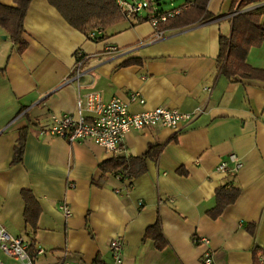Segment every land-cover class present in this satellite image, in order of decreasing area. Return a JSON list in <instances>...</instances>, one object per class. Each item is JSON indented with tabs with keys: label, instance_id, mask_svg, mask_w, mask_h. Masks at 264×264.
<instances>
[{
	"label": "crops",
	"instance_id": "crops-1",
	"mask_svg": "<svg viewBox=\"0 0 264 264\" xmlns=\"http://www.w3.org/2000/svg\"><path fill=\"white\" fill-rule=\"evenodd\" d=\"M238 1L209 0L207 9L216 18L159 35L148 20H139L144 13L124 18L96 32L106 35L94 40L47 0H31L22 22V52L0 26V224L42 248L37 262L203 264L208 250L211 264H260L252 247L264 246V79L226 78L216 60L218 36L229 35L232 15L264 12V0L236 9ZM76 51L82 60L78 78ZM130 58L135 62L122 64ZM245 62L264 70V41L248 49ZM131 91L144 99L142 105L128 104L132 112L162 106L192 118L175 129H132L117 153L46 132L51 114H76L78 98L86 113L89 92L125 100ZM21 129V160L11 163ZM149 146L145 169L129 187L114 174H101V161L141 155ZM231 152L241 159L239 169L229 176L216 172ZM229 184L239 188L237 198L211 217L214 190ZM22 189L39 206L33 228L24 220ZM62 202L69 216L59 209ZM154 223L165 239L160 248L144 236ZM199 236L208 242L196 241ZM113 237L122 242L120 263L109 249Z\"/></svg>",
	"mask_w": 264,
	"mask_h": 264
},
{
	"label": "trees",
	"instance_id": "trees-1",
	"mask_svg": "<svg viewBox=\"0 0 264 264\" xmlns=\"http://www.w3.org/2000/svg\"><path fill=\"white\" fill-rule=\"evenodd\" d=\"M14 5L0 3V26L7 32L12 44L15 45L17 52H22L27 46V41L23 38L22 22L31 0H12ZM50 5L55 7L61 16L69 25L83 32L87 37L94 40H101L106 34L89 36L93 29L102 30L114 23L124 19L122 11L116 0H47ZM209 0H186L178 6V11L164 22L158 24V29L179 28L191 25L196 22H206L213 20L217 15L212 14L207 9ZM260 0H239L236 9L242 6ZM159 8L158 10H160ZM142 17V16H139ZM149 15L139 18V20H148ZM264 41V12H237L230 19V33L228 36L219 34L218 36V54L216 57L219 73L226 78L238 76L243 78L264 79V70L249 66L245 62V56L251 46H257ZM136 59L130 58L122 62L128 64L135 62ZM24 129L19 131L18 138L14 144L11 163L21 160ZM149 146L147 151L141 155H112L101 161L98 168L101 174L111 173L124 182L125 187H129L130 179L141 173L145 169V160L151 155ZM230 175V174H229ZM228 175V176H229ZM25 200L24 220L31 228L34 227L36 216L39 212V206L29 190H21ZM239 194V188L229 184L220 185L214 190L215 205L209 210V215L215 217L219 215L222 209L232 203ZM250 233H254V224L248 226ZM144 236H151L157 247L165 244L159 226L154 223L145 229ZM30 246L34 245L29 240ZM261 250L252 247L254 260H257V254ZM258 262V260H257Z\"/></svg>",
	"mask_w": 264,
	"mask_h": 264
},
{
	"label": "built area",
	"instance_id": "built-area-1",
	"mask_svg": "<svg viewBox=\"0 0 264 264\" xmlns=\"http://www.w3.org/2000/svg\"><path fill=\"white\" fill-rule=\"evenodd\" d=\"M124 18L132 16L149 15L148 21L159 35L161 30L158 24L164 22L167 17L172 16L178 8L168 10L159 9L155 0H116ZM100 30L94 29L89 32V36L95 35ZM113 48V47H112ZM81 53L75 52V76L80 75ZM207 90L210 88L207 87ZM132 102L144 103L137 91L128 93L126 99L111 97L103 100L98 92H89L85 97V112L81 107V99H77V112L60 113L50 115V124L46 130L52 136H59L73 142L76 140H90L105 148L111 153L120 152L123 147L125 134L132 129H141L150 126H164L177 128L180 122L188 121L192 118L191 113L180 112L174 108L156 106L151 109H142L132 112L128 104ZM241 166V159L233 152L227 154L215 166L216 172L229 175L236 172ZM71 185V184H70ZM59 209L65 216H69L71 211L69 206L62 202ZM196 241L207 243L204 236H199ZM109 249L115 262H121L122 242L118 237H113L109 241ZM42 252L40 246H30L29 241L22 237L11 236L0 224V264H85L74 258H62L51 262H37L35 257ZM6 257L8 261H4ZM203 264H211V253L206 250L203 253ZM258 262L264 264V246L257 255Z\"/></svg>",
	"mask_w": 264,
	"mask_h": 264
},
{
	"label": "rangeland",
	"instance_id": "rangeland-1",
	"mask_svg": "<svg viewBox=\"0 0 264 264\" xmlns=\"http://www.w3.org/2000/svg\"><path fill=\"white\" fill-rule=\"evenodd\" d=\"M156 2H158V5L164 9V10H168L171 9L172 7L175 8L174 6H178L179 2H181V0H155ZM4 261L6 260V257H3Z\"/></svg>",
	"mask_w": 264,
	"mask_h": 264
}]
</instances>
